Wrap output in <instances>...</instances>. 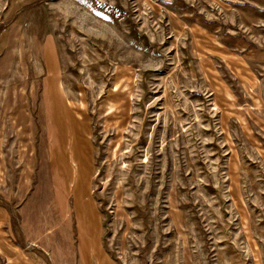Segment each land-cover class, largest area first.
I'll return each instance as SVG.
<instances>
[{
  "label": "rangeland",
  "instance_id": "1",
  "mask_svg": "<svg viewBox=\"0 0 264 264\" xmlns=\"http://www.w3.org/2000/svg\"><path fill=\"white\" fill-rule=\"evenodd\" d=\"M0 264H264V0H0Z\"/></svg>",
  "mask_w": 264,
  "mask_h": 264
}]
</instances>
